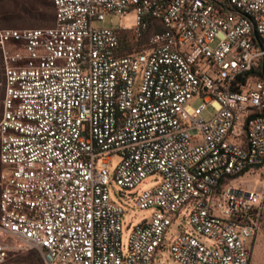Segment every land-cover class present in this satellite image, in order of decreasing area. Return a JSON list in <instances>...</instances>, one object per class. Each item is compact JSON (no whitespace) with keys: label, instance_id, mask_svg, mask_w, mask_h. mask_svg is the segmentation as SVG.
<instances>
[{"label":"built area","instance_id":"2783aa9c","mask_svg":"<svg viewBox=\"0 0 264 264\" xmlns=\"http://www.w3.org/2000/svg\"><path fill=\"white\" fill-rule=\"evenodd\" d=\"M52 3L51 27L0 26V264L32 249L46 264H154L168 241L178 264H251L264 0ZM257 173L261 187L233 185ZM148 179L134 200L151 215L125 229L112 186ZM183 211L194 231L172 236Z\"/></svg>","mask_w":264,"mask_h":264},{"label":"rangeland","instance_id":"374dc122","mask_svg":"<svg viewBox=\"0 0 264 264\" xmlns=\"http://www.w3.org/2000/svg\"><path fill=\"white\" fill-rule=\"evenodd\" d=\"M45 3L50 2L51 0H0V19L7 17L14 12L19 11L22 8H35L38 2ZM117 18L114 19V25H117ZM24 26H20L16 29L25 30V29H35V28H44L48 26H40L38 21L27 20L24 22ZM2 28L11 29L9 25H5L1 22L0 25ZM35 26V27H33ZM103 26L108 27L109 21ZM15 29V28H14ZM2 80V75L0 72V81ZM1 91L2 88L0 87ZM3 92V91H2ZM1 92V96H2ZM2 115V101H0V119ZM119 159H114L112 165L109 167L110 176L114 178L115 167L118 164ZM234 186L240 187H261L262 186V177L259 173L255 175L246 174L241 179H239ZM152 187V179H148L144 181L135 191L131 190H122L115 183L112 186L113 192V200L117 204L123 206L125 210L124 218H123V226L125 229L132 230L134 227L139 225L144 218H147L151 215L150 210H140L135 205L134 197H136L135 193H140L141 191L148 190ZM122 192L124 195L120 197L119 193ZM184 231H194L191 224L190 218L188 214L183 211L179 218L175 221L172 226L171 234L172 236H178L180 233ZM198 237L207 245H210L211 242L203 236L198 235ZM4 264H44L42 260V255L35 249L28 250L25 252H21L16 256H11ZM154 264H178L172 257L170 252V244H168L166 248L161 252L155 255ZM251 264H264V209H263V217H262V227L260 232L258 233L257 240L254 246L252 263Z\"/></svg>","mask_w":264,"mask_h":264},{"label":"trees","instance_id":"16d2710c","mask_svg":"<svg viewBox=\"0 0 264 264\" xmlns=\"http://www.w3.org/2000/svg\"><path fill=\"white\" fill-rule=\"evenodd\" d=\"M27 20L28 21L29 20L38 21L39 24H41L40 26L42 25L48 26V27L53 26L55 22V8L52 3V0L50 2L47 1L46 5L45 3L43 4L39 1L35 8H32V7L22 8L19 11L14 12L13 14L7 17L2 18V21L0 19V25H1V22H3L5 25H9L10 27L12 26L13 28L11 29H14V28L16 29L20 26H24L25 25L24 22H26ZM0 68H1V63H0ZM2 91L0 89V101L3 100ZM1 92H2V96H1ZM16 255L18 254H14L13 256H16ZM44 264L46 263L44 262Z\"/></svg>","mask_w":264,"mask_h":264}]
</instances>
